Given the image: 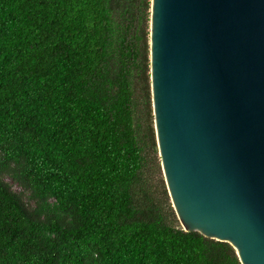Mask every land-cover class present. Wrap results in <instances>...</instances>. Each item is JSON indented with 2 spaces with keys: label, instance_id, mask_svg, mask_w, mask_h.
Returning <instances> with one entry per match:
<instances>
[{
  "label": "trees",
  "instance_id": "obj_1",
  "mask_svg": "<svg viewBox=\"0 0 264 264\" xmlns=\"http://www.w3.org/2000/svg\"><path fill=\"white\" fill-rule=\"evenodd\" d=\"M150 3L0 0V264H242L172 206Z\"/></svg>",
  "mask_w": 264,
  "mask_h": 264
},
{
  "label": "water",
  "instance_id": "obj_2",
  "mask_svg": "<svg viewBox=\"0 0 264 264\" xmlns=\"http://www.w3.org/2000/svg\"><path fill=\"white\" fill-rule=\"evenodd\" d=\"M150 80L185 231L264 264V0H151Z\"/></svg>",
  "mask_w": 264,
  "mask_h": 264
},
{
  "label": "rangeland",
  "instance_id": "obj_3",
  "mask_svg": "<svg viewBox=\"0 0 264 264\" xmlns=\"http://www.w3.org/2000/svg\"><path fill=\"white\" fill-rule=\"evenodd\" d=\"M7 180H8L10 183H12L10 179H7ZM12 185H13V187L15 188V190H17V191L21 190V188H20L19 186H17L16 184L12 183Z\"/></svg>",
  "mask_w": 264,
  "mask_h": 264
}]
</instances>
